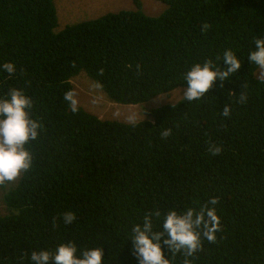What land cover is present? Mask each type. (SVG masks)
<instances>
[{
	"label": "trees",
	"instance_id": "trees-1",
	"mask_svg": "<svg viewBox=\"0 0 264 264\" xmlns=\"http://www.w3.org/2000/svg\"><path fill=\"white\" fill-rule=\"evenodd\" d=\"M157 1L166 9L156 17L137 2L58 31L55 0H0V64L17 66L13 77L0 71V95L23 88L44 124L34 168L4 195L0 264H28L32 250L69 241L104 247L105 264H137L126 237L144 213L213 197L222 227L192 264H264V83L246 57L264 34V0ZM225 48L243 61L232 81L217 80L198 101L146 109L148 120L72 113L62 100L84 71L115 103L144 104L186 87V67ZM211 145L223 150L213 155ZM65 211L76 213L73 224H63Z\"/></svg>",
	"mask_w": 264,
	"mask_h": 264
},
{
	"label": "clouds",
	"instance_id": "clouds-1",
	"mask_svg": "<svg viewBox=\"0 0 264 264\" xmlns=\"http://www.w3.org/2000/svg\"><path fill=\"white\" fill-rule=\"evenodd\" d=\"M204 30L209 28L203 25ZM253 65L252 71L264 83V34H255L246 55ZM243 61L236 50L225 48L216 59H204L193 62L186 67L182 82L186 87L171 88L169 99L180 101H198L206 97L216 81H232L241 70ZM0 71L9 77L17 73L13 61L0 64ZM99 88L101 85L96 84ZM242 93L240 101H246ZM63 103L72 113L80 111V101L75 89L64 92ZM34 101L23 88L12 87L0 95V185L5 187L13 184L22 174L34 168L35 153L32 150L34 142L38 141L44 129V124L33 115ZM229 106H225L222 115L230 116ZM132 123L135 116H130ZM172 128H161V139L172 135ZM222 145H211L209 152L213 155L221 153ZM217 198L208 202L182 209L172 208L162 213L154 208L144 213L142 219L131 227L126 242H131V251L137 264H174L175 256L182 254L183 264H192L191 257L201 250L203 241L215 243L217 233L221 230V217L215 205ZM64 225L73 224L77 215L73 211L61 214ZM159 225V227H156ZM165 246L171 256L165 254ZM105 248L92 246L84 249L74 242L59 243L54 249L38 248L31 251L27 257L28 264H105Z\"/></svg>",
	"mask_w": 264,
	"mask_h": 264
},
{
	"label": "rangeland",
	"instance_id": "rangeland-1",
	"mask_svg": "<svg viewBox=\"0 0 264 264\" xmlns=\"http://www.w3.org/2000/svg\"><path fill=\"white\" fill-rule=\"evenodd\" d=\"M137 2L142 4L145 14L151 17L161 15L166 9V6L157 0H55L59 19L57 29L60 31L68 25L97 19L110 12L135 10ZM255 76L258 79V76ZM71 82L78 94L80 107H83L88 112L97 115L103 120L132 124L129 117L135 116V123H137L148 120L144 112L146 109H157L180 102L178 95L176 97L177 100L173 101L169 99L168 94H161L144 104L123 105L112 101L100 87H95L96 83L84 71L72 78ZM180 88L184 89L185 87ZM20 178L21 176L7 187L0 185V214L7 213L4 204L5 193L16 187Z\"/></svg>",
	"mask_w": 264,
	"mask_h": 264
}]
</instances>
